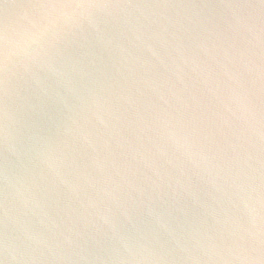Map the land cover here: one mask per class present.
<instances>
[{
    "label": "water",
    "instance_id": "1",
    "mask_svg": "<svg viewBox=\"0 0 264 264\" xmlns=\"http://www.w3.org/2000/svg\"><path fill=\"white\" fill-rule=\"evenodd\" d=\"M0 264H264V0H0Z\"/></svg>",
    "mask_w": 264,
    "mask_h": 264
}]
</instances>
